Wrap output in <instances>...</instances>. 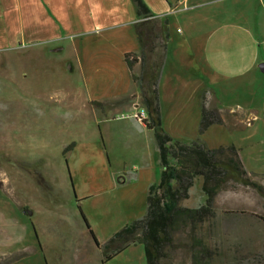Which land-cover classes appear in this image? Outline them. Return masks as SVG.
Wrapping results in <instances>:
<instances>
[{"label":"crops","instance_id":"crops-1","mask_svg":"<svg viewBox=\"0 0 264 264\" xmlns=\"http://www.w3.org/2000/svg\"><path fill=\"white\" fill-rule=\"evenodd\" d=\"M142 1L153 15L149 20L154 22L155 49L147 60L149 65L154 61L160 65L156 91L162 129L182 144L197 140L209 149L230 146L205 140L209 130L223 125L210 126L200 137L179 131L193 125L194 118L188 124L187 114L201 109L202 96L206 108L235 115L244 129L260 122L258 111L264 112V97L258 99L264 88V74L259 69L264 63L260 56L264 0ZM140 21L131 0H0V53L11 50L13 55L32 58L36 53L66 52L70 71L88 91L84 100L89 107L106 109L105 118H109L121 110L137 111L132 102L138 100L139 110L145 112L141 81L131 82L124 61L125 54L140 53L134 28ZM137 61L132 72L139 78L141 60ZM126 121L130 130L138 131L137 148L129 151L147 171L150 153L157 148L153 131L134 119ZM196 122L199 128L200 117ZM232 145L248 173L264 175V137L255 142L256 149L250 143L246 153L253 165L243 161L242 147ZM147 184L155 183L148 179ZM49 208L60 210L61 206L48 202ZM36 210L28 203L0 201V238L9 236L10 240L0 248V263L18 256L7 264H103V245L125 225L104 235L85 218L88 228L78 224L84 231L83 242L81 237L51 246L44 242L46 219L33 220V215L40 214ZM50 216L68 221L59 211ZM105 264H147L144 248L130 246Z\"/></svg>","mask_w":264,"mask_h":264},{"label":"rangeland","instance_id":"rangeland-1","mask_svg":"<svg viewBox=\"0 0 264 264\" xmlns=\"http://www.w3.org/2000/svg\"><path fill=\"white\" fill-rule=\"evenodd\" d=\"M13 53H0V201L38 208L40 214L33 215V220L46 219L44 242L51 246L82 237L79 225L85 226L80 213L104 235L142 218L147 180L157 183L161 167L157 148L150 153L147 171L129 151L137 148L138 142V131L130 130L126 121L134 112L121 110L105 118L106 109L89 107L84 100L88 91L70 71L66 52L36 53L32 58ZM260 56L264 59V49ZM261 97L264 88L259 91L258 99ZM132 103L140 111L139 101ZM187 115L188 124L191 118L194 123L179 133L200 137L196 122L199 108ZM257 115L260 122L244 129L239 118L224 112V125L209 130L205 140L239 145L243 161L253 165L246 153L250 143L256 149L255 142L264 137L263 110ZM149 137L154 143L152 135ZM66 148L70 149L63 153ZM254 180L264 186L263 178ZM200 187L201 180L194 179L188 198L179 205L202 206L205 196ZM48 202L59 203L60 210L48 209ZM53 211L62 212L68 221L51 218ZM213 211V219L202 225L198 235L215 253L209 264H264V201L252 189L230 183L215 198ZM173 238L170 264H190L186 249L181 247L187 242L185 236L177 233ZM6 242H10L9 236L0 238V248Z\"/></svg>","mask_w":264,"mask_h":264},{"label":"trees","instance_id":"trees-1","mask_svg":"<svg viewBox=\"0 0 264 264\" xmlns=\"http://www.w3.org/2000/svg\"><path fill=\"white\" fill-rule=\"evenodd\" d=\"M131 1L141 20L134 25L141 50L139 54H125L124 61L131 72V82L141 81L142 105L146 115L142 123L153 131L161 172L159 181L148 187L144 216L124 225L103 245V264L133 245L144 248L147 264H170V255L174 250L173 236L177 233H182L187 240L181 247L186 249L190 264H209L215 253L206 247L198 235L202 225L214 217L215 198L233 183L252 189L264 201V186L254 180L264 179V176L248 173L241 163L238 150L232 145L208 149L197 140L187 144L175 142L164 132L156 91L160 65L155 61L149 65L147 60L148 53L155 49L154 22L149 20L153 15L142 0ZM138 58L141 60L139 78L132 72ZM213 125H224L222 115L217 109L206 108L202 96L198 134L203 135ZM69 149L66 148L63 153ZM196 178L201 180L204 204L195 209L181 207L180 202L188 198V191ZM80 215L88 228L85 218ZM17 258H8L0 264Z\"/></svg>","mask_w":264,"mask_h":264},{"label":"built area","instance_id":"built-area-1","mask_svg":"<svg viewBox=\"0 0 264 264\" xmlns=\"http://www.w3.org/2000/svg\"><path fill=\"white\" fill-rule=\"evenodd\" d=\"M121 118H122V116H121ZM127 118H131V119H134V120L142 123V121L145 120L146 115H145V112L143 110H140V111H135L131 116H127Z\"/></svg>","mask_w":264,"mask_h":264},{"label":"water","instance_id":"water-1","mask_svg":"<svg viewBox=\"0 0 264 264\" xmlns=\"http://www.w3.org/2000/svg\"><path fill=\"white\" fill-rule=\"evenodd\" d=\"M259 69L264 74V63L259 66Z\"/></svg>","mask_w":264,"mask_h":264}]
</instances>
